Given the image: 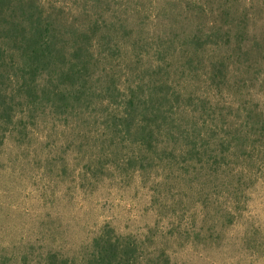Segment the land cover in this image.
<instances>
[{
  "label": "trees",
  "instance_id": "16d2710c",
  "mask_svg": "<svg viewBox=\"0 0 264 264\" xmlns=\"http://www.w3.org/2000/svg\"><path fill=\"white\" fill-rule=\"evenodd\" d=\"M260 1L0 0V151L35 137L60 161L79 147L90 181L138 175L163 197L199 183L208 210L216 189L252 176L232 164L256 154L253 131L264 139V114L244 92L264 83V40L250 45L248 27ZM147 235L105 223L81 256L30 245L18 264H177Z\"/></svg>",
  "mask_w": 264,
  "mask_h": 264
},
{
  "label": "rangeland",
  "instance_id": "374dc122",
  "mask_svg": "<svg viewBox=\"0 0 264 264\" xmlns=\"http://www.w3.org/2000/svg\"><path fill=\"white\" fill-rule=\"evenodd\" d=\"M250 14L252 45L255 39L264 40V0ZM257 73L259 78L263 74V80L264 69ZM244 92L251 93L250 107L256 105L264 114V83L248 80ZM231 94L230 100L240 106L243 96ZM242 115L233 114L232 121ZM255 133L251 141L256 143V154L251 151L246 158H234L232 164L234 169L251 170L252 176L240 188L234 180L226 183L227 188L216 189L208 210L203 209L199 183L177 185L174 191L180 195L163 197L154 195L152 183L145 187L138 175L126 182L119 178L90 181L86 171L92 163L85 149L67 151L64 159L58 157L61 164L54 156L62 155L60 151L44 150L35 137L24 144L10 138L0 151V264H18L30 245L41 248L35 253L54 247L81 256L105 223L121 235L143 238L148 234L150 249L165 248L173 263L264 264V152L258 151L264 139ZM164 201L171 207L163 209ZM218 204L232 205L233 217L216 215ZM180 211L182 221L175 218Z\"/></svg>",
  "mask_w": 264,
  "mask_h": 264
}]
</instances>
